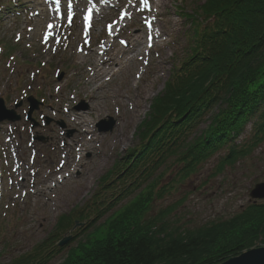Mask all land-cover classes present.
Here are the masks:
<instances>
[{
    "label": "rangeland",
    "instance_id": "374dc122",
    "mask_svg": "<svg viewBox=\"0 0 264 264\" xmlns=\"http://www.w3.org/2000/svg\"><path fill=\"white\" fill-rule=\"evenodd\" d=\"M57 1L60 10L52 6L56 0H0V97L6 109L20 116L13 123L0 122V264H12L16 258L19 264L71 260L75 254L74 248L68 252L71 247L79 240L81 249L101 242L94 234L103 230L106 237L111 230L104 219L115 209L136 203L137 193L149 185L155 187L153 196L141 198L134 206L139 210L134 219L113 230L112 236L138 231L150 236L155 247L173 237L202 239L213 230L199 231L235 218L252 204L250 190L264 181V138L233 163L220 165L225 147L186 172L187 161L179 160L183 148L168 158L165 152L161 155L162 149L143 158L147 151L139 148L136 136L143 118L148 119L153 98L163 90L173 66L185 57L195 25L203 21L198 16L205 0H148L147 7L135 0L131 13L126 8L133 0ZM97 5L102 11L88 26L84 12ZM45 25H51L48 32L53 35L42 34ZM108 25L123 28L107 57L112 58L110 63L126 67L105 81V93L96 91L91 102L88 95L93 87L84 88L90 84L89 72L73 60L80 47L96 48L111 40ZM55 35L60 38L58 44ZM124 42L129 43L126 49ZM127 69L134 79L128 89ZM116 89L129 95L132 103L108 99L106 94ZM29 96L40 104L27 119ZM76 112L84 115L80 126L69 119ZM207 121L189 139L197 137ZM119 123L124 144L116 132ZM131 159L138 161L136 166ZM129 163L132 168L119 174ZM105 177L107 184H103ZM102 208L104 212L95 217ZM60 215H71L77 225L66 232L55 230ZM69 236L64 245H58L59 238ZM249 244L247 249L264 246V235ZM227 246H218L217 251L227 252ZM211 250L216 251L213 246Z\"/></svg>",
    "mask_w": 264,
    "mask_h": 264
},
{
    "label": "trees",
    "instance_id": "16d2710c",
    "mask_svg": "<svg viewBox=\"0 0 264 264\" xmlns=\"http://www.w3.org/2000/svg\"><path fill=\"white\" fill-rule=\"evenodd\" d=\"M199 13L203 21L195 25L185 57L171 70L136 133L148 153L162 149L161 155L165 152L168 158L183 148L179 160L187 161L186 172L225 147L220 165L233 163L264 138V0H205ZM207 118V126L189 139ZM247 125V134L236 143ZM154 188L149 185L140 191L136 203L153 196ZM136 203L104 219L111 230L103 241L81 249L79 240L68 250L74 248L71 260L61 264H219L264 235V202H253L235 218L199 231L213 230L202 239L173 237L155 247L150 236L138 231L112 236L113 230L134 219L139 211ZM70 219L63 216L60 226L70 225ZM204 239H209L207 245ZM225 245L227 252L217 251ZM212 246L216 251L211 252ZM12 264L19 263L15 259Z\"/></svg>",
    "mask_w": 264,
    "mask_h": 264
},
{
    "label": "bare ground",
    "instance_id": "6f19581e",
    "mask_svg": "<svg viewBox=\"0 0 264 264\" xmlns=\"http://www.w3.org/2000/svg\"><path fill=\"white\" fill-rule=\"evenodd\" d=\"M132 4L133 5L135 4V0H133L132 2L129 3L128 8H126V11H130V13L132 12V8H130ZM59 9H60V7H59ZM138 10H140V9H138ZM89 11L91 12L92 16H95V14L101 13L102 10H101L100 6H97V7H93L91 9H89ZM47 12H52V10L51 9H47ZM146 12H148V10H146ZM142 15H143V18H145L144 22L146 23L147 22L146 18L148 16L147 13H144ZM127 16H130V15L128 14ZM57 20L61 21V16H59ZM45 27L46 28L43 29L42 34L53 35V33L48 32L50 27L48 25H45ZM121 28H123V26L114 27V30H111L109 32V35L112 37L111 40L106 41L105 43H103L99 47H96V48L92 47L91 49H89V48L88 49H82L80 47L78 52L76 53V56H75L74 60H73V63L75 65H77L79 67H82V68H85L86 72L87 71L89 72L88 81H89L90 84L88 86H85L84 88L90 89L91 87H93V91L92 92H90L88 90L89 91L88 97H89V100L91 102H94V100H95L96 96H93V94L96 93V91L101 90L102 94L105 93L104 82L107 81L108 79H111L117 72H119L124 67L123 65H119L118 62L117 63H113V64L110 63L112 58H108L107 57L108 49L112 46V43H113L114 39L117 37L118 30H120ZM55 43H57V44L60 43V38H58V36H56V35H55ZM124 47H125V49L128 48L129 47V43L124 42ZM111 55L114 57L115 53H112ZM143 63H145V61H143ZM85 65H88V66H85ZM115 65L118 66V67L114 68ZM128 68H129V66H128ZM127 70H128V74H127L128 76L127 77H129V81H131V82H130V84H129V81H124V82H125V85H126V87L128 89L130 86H134V82H133L134 79L131 80V78H132V76H131L132 70L131 69H127ZM139 70H140L139 74L137 72L138 76L140 75L141 72L144 71V68L143 69H139ZM60 88H61V86H60ZM106 95H107L108 99H110L113 103L115 101H118L122 105H127L128 103L129 104L132 103L130 101V96L129 95H125L123 91L118 90V89L112 90L109 93H107ZM103 97H105V96L103 95ZM95 105H96V103H95ZM83 117H84L83 114L76 112L73 115L69 116V119L71 120L72 123L80 126V125L83 124V121H84ZM121 121L122 120H120V122ZM118 125H119V127L116 130V132H117V134L120 137L121 143L124 144L123 143L124 142V137L121 134V127H120L121 124L119 123ZM84 132H88V130H83V133ZM113 136H115V135H113ZM90 138L93 141L95 140L93 135H91ZM65 159H66V162H67L68 161V156L65 157ZM60 172H62V167L59 170L57 169V174L60 173ZM45 179H49V177L46 176ZM49 180H52V179H49ZM80 190H78L77 192H79ZM75 193H76L75 191L72 192V194H75Z\"/></svg>",
    "mask_w": 264,
    "mask_h": 264
},
{
    "label": "water",
    "instance_id": "95a60500",
    "mask_svg": "<svg viewBox=\"0 0 264 264\" xmlns=\"http://www.w3.org/2000/svg\"><path fill=\"white\" fill-rule=\"evenodd\" d=\"M30 107L28 111V117L30 116L33 109L37 108V102L32 98H29ZM0 111L4 114L0 116V121L3 119H8L11 121L18 120L19 116L15 114L13 110H6L3 105V101L0 99ZM110 129H101L105 131ZM251 198L254 199H264V181L256 183L249 193ZM67 239H63L60 244L66 242ZM219 264H264V246L252 247L247 250L242 251L240 254L227 258L226 260L220 262Z\"/></svg>",
    "mask_w": 264,
    "mask_h": 264
},
{
    "label": "snow or ice",
    "instance_id": "6c2138e0",
    "mask_svg": "<svg viewBox=\"0 0 264 264\" xmlns=\"http://www.w3.org/2000/svg\"><path fill=\"white\" fill-rule=\"evenodd\" d=\"M140 2H141V4H143L145 7H147L148 6V0H140ZM123 15V14H122ZM68 19H69V22H71V20H72V17H71V15H69V17H68ZM90 19V17L89 16H86L85 17V20L86 21H88ZM49 27H51V25H49ZM108 27H109V29H111V25H108ZM121 43H123V41L121 42ZM262 222H264V221H262ZM95 235V239H98V240H101V241H103L104 240V234H103V230H101L100 232H98V233H96V234H94Z\"/></svg>",
    "mask_w": 264,
    "mask_h": 264
}]
</instances>
